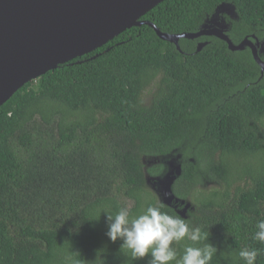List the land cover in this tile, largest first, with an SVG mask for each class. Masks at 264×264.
I'll return each instance as SVG.
<instances>
[{"label":"trees","instance_id":"obj_1","mask_svg":"<svg viewBox=\"0 0 264 264\" xmlns=\"http://www.w3.org/2000/svg\"><path fill=\"white\" fill-rule=\"evenodd\" d=\"M141 21L170 35L217 21L235 45L259 41L264 61V0H165ZM179 47L132 27L0 107V264H148L107 237L105 212L150 205L200 227L217 249L210 264H244L243 248L264 264L253 239L264 219V73L250 47L214 36ZM171 173L168 204L149 183ZM204 243L174 247L179 257Z\"/></svg>","mask_w":264,"mask_h":264},{"label":"water","instance_id":"obj_2","mask_svg":"<svg viewBox=\"0 0 264 264\" xmlns=\"http://www.w3.org/2000/svg\"><path fill=\"white\" fill-rule=\"evenodd\" d=\"M165 0H0V107L17 91L59 65L103 47L132 27L149 25L158 36L178 49L182 38L214 36L233 51L250 47L264 73V61L255 44L246 38L235 45L220 22L205 25L198 33L170 35L141 18ZM206 45L200 43L197 51ZM179 174V169H177ZM173 173L160 181L166 203L174 201ZM162 196V195H161Z\"/></svg>","mask_w":264,"mask_h":264},{"label":"clouds","instance_id":"obj_3","mask_svg":"<svg viewBox=\"0 0 264 264\" xmlns=\"http://www.w3.org/2000/svg\"><path fill=\"white\" fill-rule=\"evenodd\" d=\"M108 223L107 237L115 243L122 241V250L130 253L132 260L150 256L148 264H210L217 249L206 243L208 235L200 227H190L181 215L161 211V206H148L139 215L132 216L127 206L115 214L105 212ZM253 239L264 244V219L257 221ZM71 231V230H70ZM184 240L203 246L187 245L178 257L174 245ZM257 249L243 248L239 257L244 264H256Z\"/></svg>","mask_w":264,"mask_h":264},{"label":"rangeland","instance_id":"obj_4","mask_svg":"<svg viewBox=\"0 0 264 264\" xmlns=\"http://www.w3.org/2000/svg\"><path fill=\"white\" fill-rule=\"evenodd\" d=\"M144 161H145L146 167H149L151 164H154L156 162H159L156 159H144ZM175 163H176V159L170 161L169 162L170 167H172V165H175ZM160 181H162V180H160ZM160 181H158L157 179L156 180H152V178H150L149 189L152 190L154 193H156V191H157V189H156L157 188V184H158V182L160 183ZM214 186H215L214 183H210L207 187L209 188V187H214ZM157 193L159 194V192H157ZM157 193H156V195L160 198V200L161 201H165L164 200V195L162 193H160L158 195Z\"/></svg>","mask_w":264,"mask_h":264}]
</instances>
